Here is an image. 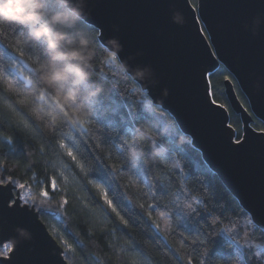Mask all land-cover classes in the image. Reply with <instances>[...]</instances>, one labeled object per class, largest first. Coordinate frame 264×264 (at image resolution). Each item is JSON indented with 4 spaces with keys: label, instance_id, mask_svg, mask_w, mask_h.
<instances>
[{
    "label": "trees",
    "instance_id": "trees-1",
    "mask_svg": "<svg viewBox=\"0 0 264 264\" xmlns=\"http://www.w3.org/2000/svg\"><path fill=\"white\" fill-rule=\"evenodd\" d=\"M48 10H63V5L49 0ZM60 30L67 32L74 43L78 33L90 40L89 80L80 87L87 91L90 86L102 85L105 92L91 105L77 107L74 105L78 101L67 100L53 89L33 87L37 66L47 58L46 41H27V29L0 24V177L26 185V203L57 213L39 214L63 245L68 263L264 264V252L260 259L255 255L264 248V231L204 163L202 154L176 122L169 133L173 117L168 112V123L161 118L159 125L151 113H143L151 99L131 77L124 76L120 60L116 64L108 62L113 53L98 40V29L78 19L74 26ZM226 76L233 80L248 108L247 98L225 66L210 77L213 99L229 109L231 124L241 136V119L226 97ZM25 77L32 80L31 85ZM130 111L143 113L144 118L132 124L133 132L126 134L124 121L131 119ZM141 126L146 137L137 134ZM253 126L261 130L264 123L254 118ZM113 139L129 144L133 139L139 141L128 152L139 150L143 157L126 160L112 146ZM66 149L84 165V171ZM93 156L103 158L108 166L105 171L112 165L120 169L108 177L111 180L116 176L112 189L97 179L99 170ZM53 180L55 190L51 187ZM94 184L104 187L119 216ZM42 188L49 191L46 202L40 197ZM64 200L67 204L62 206ZM189 203L195 211L186 207ZM151 222L168 243L153 230ZM233 237L240 244H251L243 250L250 259L238 258L240 245L233 242ZM9 249L7 243L0 246V255H6Z\"/></svg>",
    "mask_w": 264,
    "mask_h": 264
},
{
    "label": "water",
    "instance_id": "water-1",
    "mask_svg": "<svg viewBox=\"0 0 264 264\" xmlns=\"http://www.w3.org/2000/svg\"><path fill=\"white\" fill-rule=\"evenodd\" d=\"M196 3L83 0L79 19L98 29V40L118 54L125 71L127 62L150 69L152 78L143 84L148 97L175 119L204 163L264 231V132L253 126L254 118L264 123V0ZM220 66H225L248 101L246 108L233 80H224L230 108L241 119V138H246L241 145L235 144L238 130L231 124L229 109L213 99L211 78L206 97L199 75L200 68H210L213 75ZM137 72L143 78L148 70ZM211 100L216 104L206 107ZM17 191L21 196L17 207L0 201V246L11 247L0 259L6 260L19 245L12 264H69L63 245L39 214L57 213L23 203L24 189ZM151 226L168 243L153 222Z\"/></svg>",
    "mask_w": 264,
    "mask_h": 264
},
{
    "label": "clouds",
    "instance_id": "clouds-1",
    "mask_svg": "<svg viewBox=\"0 0 264 264\" xmlns=\"http://www.w3.org/2000/svg\"><path fill=\"white\" fill-rule=\"evenodd\" d=\"M49 0H0V24H15L26 31V40L46 41L47 58L37 66V79L33 87L39 85L53 89L67 100L78 101L74 105L85 107L105 92L102 85L91 86L89 90L81 89L82 82L89 80L92 52L91 42L78 33L79 39L73 42L61 27L74 26L82 13L83 0H58L63 10L49 11ZM114 43V42H110ZM124 71V65L121 66ZM143 73L137 72V77ZM137 134L146 137L143 127L136 129ZM139 150L128 152V158L143 157ZM259 246V245H257Z\"/></svg>",
    "mask_w": 264,
    "mask_h": 264
},
{
    "label": "snow or ice",
    "instance_id": "snow-or-ice-1",
    "mask_svg": "<svg viewBox=\"0 0 264 264\" xmlns=\"http://www.w3.org/2000/svg\"><path fill=\"white\" fill-rule=\"evenodd\" d=\"M21 55H22V53H21ZM118 59H119L118 54H113L109 58L108 62L111 63V64H116ZM38 62L39 61H37V63ZM125 64L127 65V71L123 72L124 76L125 77H131L132 78V82L134 84H136V85H139L141 87L142 93L145 96H147L148 95V90L143 87V84L146 81H148V80H150L152 78V72L150 71V69L145 67V66H143V65H137V64L132 63V62H127ZM192 68H193V71L195 72L196 71V65H195V61L194 60H193ZM138 69H147L148 72L143 78H140V77H137L135 75V72ZM199 75H200L201 79H203L204 82H205V96L207 97L209 95V93H208V82H209V79H210V77L212 75L210 68H208V67L200 68L199 69ZM225 79H228V77L226 76ZM25 82L28 85L32 84V80L28 79L27 77H25ZM134 90L135 89H133V91ZM40 98L43 99V94H41ZM215 104H216V101L215 100H211L206 107H211L212 105H215ZM219 107L222 108V107H224V105H219ZM144 112L151 113L152 116L154 117V119L156 120L157 125L161 124V118H163V123H166V124L168 123V119L165 116V111L162 108H159V106L154 105L151 100H147V108L144 109L143 113ZM143 113L137 114V113H132L131 111L129 112V116L131 117V119L127 120V121H124V123H125L124 131H125L126 134L133 132V128L131 127V125L134 124L135 122H138L141 119H143L144 118L143 117ZM174 124H175V119L173 118L171 124H169V133H172V129H173V125ZM229 128H231V125H229ZM260 131L264 132V128H262ZM234 135L236 136V139H235V144L236 145H241L242 143L246 142V138L245 137L242 139L241 136L238 133H236ZM111 143H112V146L114 148H116V150L119 153V155L122 156V157H125V159L127 160L128 156H126V153L128 152L129 148H132V147L138 145L139 141L133 139L132 143L129 144L127 142V140H120V142L117 143L116 140L113 139V140H111ZM61 147H65V146L63 144H61ZM66 151H67V155L69 157H71V159L73 161L76 162V164L80 167L81 171H84V165L80 163V161L73 154V152L70 149H66ZM92 159L97 162L96 166H97V169L99 170V175L97 176V179L101 180V181H104V183H106L108 185V188L112 189V185L116 181V176H113L111 180H109L108 177H109L111 172H116L118 174L120 172V169H117L115 165H112V168L109 171H105V169L108 166L103 163V158L102 157L93 156ZM25 187H26V185H24V184L17 185L16 181L14 179H12L11 177H9V178L0 177V201H3L5 205H7L8 203H11V205L13 207H17L19 205L20 200H21V196H20L19 191H16V189L18 188L20 190H23ZM51 187H52L53 190L56 189L57 185H56L55 180H53L51 182ZM94 187L100 193H102L104 195V199H105V202L107 203V205L109 207H111L112 211L116 212V214L119 216V213L116 211V208L113 207V201L108 199V193L105 192L104 187L101 184H94ZM184 190L187 191V189H184ZM14 192H15V195H13ZM40 197L42 198V200L44 202H46L48 197H49V191L42 188L40 190ZM25 202H27V201L25 200ZM197 203L199 204L201 202L197 201ZM64 204H67V200L62 201V206ZM186 207L188 209H191V210L195 211V209H192V204L191 203L187 204ZM209 214H211V213H209ZM121 221L124 222V223H127L126 221L123 220V217H121ZM21 227H23V225H21ZM225 231L228 232L229 234H231V230L230 229H226ZM233 242L238 244V245H240V247L238 249V252H239V257L238 258L241 261H247L248 259H250L249 256L245 255L243 250L245 248H250L251 244H249L248 242H245L244 244H240V241L236 240L234 237H233ZM19 248H20V246L17 245L16 250L12 251L11 256L7 257L6 260L5 259H0V264H12V260L15 258V252L19 251ZM261 252H264V248H261L260 251L255 253L257 259H260Z\"/></svg>",
    "mask_w": 264,
    "mask_h": 264
},
{
    "label": "flooded vegetation",
    "instance_id": "flooded-vegetation-1",
    "mask_svg": "<svg viewBox=\"0 0 264 264\" xmlns=\"http://www.w3.org/2000/svg\"><path fill=\"white\" fill-rule=\"evenodd\" d=\"M16 191H17V189H16ZM14 194H15V192H14ZM22 200H23V203H24V202H25V193H24L23 196H22ZM25 203H26V202H25ZM7 246L10 247V245H8V244H7ZM10 249H11V247H10ZM10 249H9V250H10ZM9 250H8V251H9ZM8 251H7V252H8Z\"/></svg>",
    "mask_w": 264,
    "mask_h": 264
},
{
    "label": "rangeland",
    "instance_id": "rangeland-1",
    "mask_svg": "<svg viewBox=\"0 0 264 264\" xmlns=\"http://www.w3.org/2000/svg\"><path fill=\"white\" fill-rule=\"evenodd\" d=\"M64 243V242H63ZM9 245V244H8Z\"/></svg>",
    "mask_w": 264,
    "mask_h": 264
}]
</instances>
